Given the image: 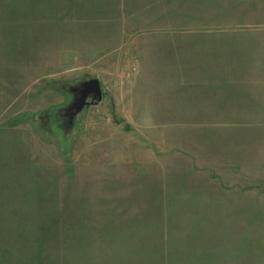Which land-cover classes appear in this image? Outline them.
Segmentation results:
<instances>
[{
  "label": "rangeland",
  "instance_id": "obj_1",
  "mask_svg": "<svg viewBox=\"0 0 264 264\" xmlns=\"http://www.w3.org/2000/svg\"><path fill=\"white\" fill-rule=\"evenodd\" d=\"M263 87L264 0H0V264H264Z\"/></svg>",
  "mask_w": 264,
  "mask_h": 264
},
{
  "label": "water",
  "instance_id": "obj_2",
  "mask_svg": "<svg viewBox=\"0 0 264 264\" xmlns=\"http://www.w3.org/2000/svg\"><path fill=\"white\" fill-rule=\"evenodd\" d=\"M89 94H92L94 97L101 94V88L98 80L91 79L83 84L80 90V99L76 105L77 108L82 107L86 103V98Z\"/></svg>",
  "mask_w": 264,
  "mask_h": 264
},
{
  "label": "crops",
  "instance_id": "obj_3",
  "mask_svg": "<svg viewBox=\"0 0 264 264\" xmlns=\"http://www.w3.org/2000/svg\"><path fill=\"white\" fill-rule=\"evenodd\" d=\"M263 90H264V87H263ZM263 121H264V119H263Z\"/></svg>",
  "mask_w": 264,
  "mask_h": 264
}]
</instances>
